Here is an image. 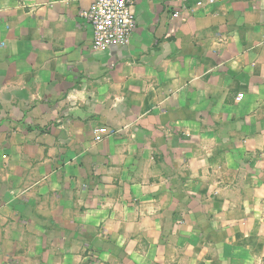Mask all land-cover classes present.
<instances>
[{
  "label": "crops",
  "instance_id": "0c3cea01",
  "mask_svg": "<svg viewBox=\"0 0 264 264\" xmlns=\"http://www.w3.org/2000/svg\"><path fill=\"white\" fill-rule=\"evenodd\" d=\"M91 3L0 0V264H264V0Z\"/></svg>",
  "mask_w": 264,
  "mask_h": 264
},
{
  "label": "built area",
  "instance_id": "2783aa9c",
  "mask_svg": "<svg viewBox=\"0 0 264 264\" xmlns=\"http://www.w3.org/2000/svg\"><path fill=\"white\" fill-rule=\"evenodd\" d=\"M135 0H92L82 18L92 29V46L108 49L129 42L136 27Z\"/></svg>",
  "mask_w": 264,
  "mask_h": 264
},
{
  "label": "rangeland",
  "instance_id": "374dc122",
  "mask_svg": "<svg viewBox=\"0 0 264 264\" xmlns=\"http://www.w3.org/2000/svg\"><path fill=\"white\" fill-rule=\"evenodd\" d=\"M8 116H9V112L4 111V110H2L0 108V118H2V119H9ZM47 128L48 127H45L43 129L47 130ZM1 129H3V130L8 129L10 132H18V130H24L25 131V129L33 131L36 128H33V126H31V127L30 126L25 127V112H23L22 122H20V121H18V122L13 121L12 123H9L8 128H1Z\"/></svg>",
  "mask_w": 264,
  "mask_h": 264
}]
</instances>
